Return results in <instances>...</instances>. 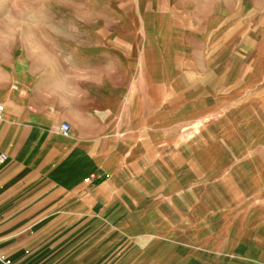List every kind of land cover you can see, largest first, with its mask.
Here are the masks:
<instances>
[{
    "label": "crops",
    "instance_id": "crops-1",
    "mask_svg": "<svg viewBox=\"0 0 264 264\" xmlns=\"http://www.w3.org/2000/svg\"><path fill=\"white\" fill-rule=\"evenodd\" d=\"M73 32L1 34L0 264H264L248 94L182 52L155 67L138 40Z\"/></svg>",
    "mask_w": 264,
    "mask_h": 264
},
{
    "label": "rangeland",
    "instance_id": "rangeland-1",
    "mask_svg": "<svg viewBox=\"0 0 264 264\" xmlns=\"http://www.w3.org/2000/svg\"><path fill=\"white\" fill-rule=\"evenodd\" d=\"M213 17L223 24H211ZM77 28L138 40L155 67L163 50L182 52L187 65L214 70L204 79L234 82V97L248 94L250 114H264V0H0V38L19 34L60 47Z\"/></svg>",
    "mask_w": 264,
    "mask_h": 264
},
{
    "label": "built area",
    "instance_id": "built-area-1",
    "mask_svg": "<svg viewBox=\"0 0 264 264\" xmlns=\"http://www.w3.org/2000/svg\"><path fill=\"white\" fill-rule=\"evenodd\" d=\"M3 116H4V108H3V105L0 103V122H1L2 119H3ZM69 130H70V126H69V124H67V123H63V124L61 125V131H62V132H64V133H68ZM5 158H6L5 155H2V156H1V159L4 160ZM0 258H2V251H1V248H0Z\"/></svg>",
    "mask_w": 264,
    "mask_h": 264
}]
</instances>
